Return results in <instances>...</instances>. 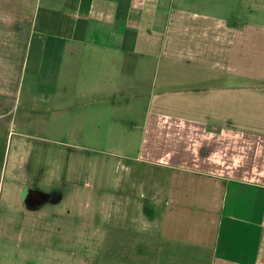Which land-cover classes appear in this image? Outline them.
Segmentation results:
<instances>
[{
    "label": "crops",
    "instance_id": "1",
    "mask_svg": "<svg viewBox=\"0 0 264 264\" xmlns=\"http://www.w3.org/2000/svg\"><path fill=\"white\" fill-rule=\"evenodd\" d=\"M61 1L1 15L0 96L77 93L152 143L159 169L112 205L128 264H264V37L223 0Z\"/></svg>",
    "mask_w": 264,
    "mask_h": 264
},
{
    "label": "rangeland",
    "instance_id": "2",
    "mask_svg": "<svg viewBox=\"0 0 264 264\" xmlns=\"http://www.w3.org/2000/svg\"><path fill=\"white\" fill-rule=\"evenodd\" d=\"M57 1L0 0V18H18L12 13L18 3L36 8ZM223 1L234 6L241 28L251 25L259 40L264 37V0ZM11 64L2 62L3 68ZM17 69L26 71L23 64ZM12 93L0 96V264H128L126 234L112 205L141 179L135 169H159L161 158L142 152L152 143L128 140L125 127L110 120L89 119L77 93L66 96L65 106L59 94L50 109H36L26 89Z\"/></svg>",
    "mask_w": 264,
    "mask_h": 264
}]
</instances>
